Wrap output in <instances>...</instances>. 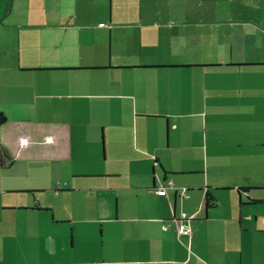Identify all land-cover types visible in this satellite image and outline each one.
<instances>
[{"label":"crops","instance_id":"obj_1","mask_svg":"<svg viewBox=\"0 0 264 264\" xmlns=\"http://www.w3.org/2000/svg\"><path fill=\"white\" fill-rule=\"evenodd\" d=\"M20 1L0 21L17 26L16 53L0 58V264H70L56 228L69 223L80 264H230L194 244L264 231L250 209L264 204V0L176 12L101 0L63 23L55 0L31 19ZM61 179L98 189L96 206L58 216L42 192ZM181 212L191 234L177 232Z\"/></svg>","mask_w":264,"mask_h":264},{"label":"rangeland","instance_id":"obj_2","mask_svg":"<svg viewBox=\"0 0 264 264\" xmlns=\"http://www.w3.org/2000/svg\"><path fill=\"white\" fill-rule=\"evenodd\" d=\"M14 1V0H13ZM106 1V5L108 7L114 9L117 6V2H119L121 8L127 7L126 9H134L136 10L138 8V3H140V0H104ZM143 2V0H141ZM146 1V0H144ZM150 2V5L152 7L156 8H164V9H171L175 10V12L178 10L176 7L178 5H182L183 3L187 1L196 2L201 8H205L206 6L211 5L212 2H221L223 0H147ZM19 0H15V3H17ZM101 2V0H55L54 8H58L60 11L59 13H53L55 15H61V23H63L71 14V18L73 20H77L78 18L84 17V14L81 12L85 9H90L94 5H97V3ZM129 2L131 4H129ZM126 3H128L126 5ZM18 6H24L28 12L29 11V18L31 19V15L35 16L34 10L41 9H51L53 8V3H51V0H22L20 1ZM132 6V7H131ZM131 7V8H130ZM74 10V12H72ZM25 12V13H26ZM72 12V13H71ZM27 14V13H26ZM165 15V13H163ZM162 14V15H163ZM42 15V13H41ZM48 17V15H46ZM26 17V15H25ZM94 18V17H92ZM94 20V19H91ZM20 21V20H19ZM17 21V22H19ZM10 22H12V19H10ZM9 25L2 24L0 22V58L3 61H6V59L9 60V56L16 53V44H15V36L17 33V26L12 25V23H8ZM104 24V23H103ZM20 29V32L23 34L28 27V32L32 28H29V26L22 24ZM15 44V45H13ZM6 57V58H5ZM157 170L160 172V168L157 167ZM94 179V178H89ZM86 179V180H89ZM65 179H61V185L58 184V186L52 187V193L45 191L42 192L45 200H48L49 202H58L61 207H58L56 209L57 213L59 210H61L62 213L58 216L62 215H70L75 218H81V212L82 209H89L94 206H96L98 198L95 199V197H91L92 195L98 196L100 195V191L98 189L94 190V187H87L92 188L90 191L91 193H88L90 196H86L85 189H78V187H67L68 181L66 180V184H64ZM103 183H107V181L102 180ZM123 184V182H120ZM62 190V199H57L55 196L56 189ZM85 188V187H83ZM64 189H72V192L64 193ZM171 190V188H168ZM87 190V189H86ZM94 190V191H92ZM89 191V192H90ZM111 190L108 189V192L110 193ZM105 199L108 200V202L104 203V205L108 208L115 207V201H116V195H109L105 194ZM115 193V192H112ZM120 194V193H119ZM121 196V194H120ZM85 206H88L87 208ZM251 211L253 212V219L255 220L257 216H259V219L262 220V215H264V204L258 203L254 204L253 206H250ZM52 208V207H51ZM53 209V208H52ZM87 214V213H86ZM261 229H264V222L259 223ZM76 229H74V226L69 224H63V226H58L56 228L58 229H64L68 231V237H67V249L69 253V261L70 264H80L79 261L85 260L82 257V245L85 243V241L79 240V232H78V226L79 223H75ZM90 229L92 230V233L89 232L88 236H99L100 229L97 227L96 222H90ZM70 231L73 236V247L70 246ZM82 235L84 233H81ZM182 244L188 245V241L182 239ZM194 249L196 251V254H200V258L208 257L209 253L211 252L213 256L217 254L220 255L218 252H222L221 254L227 258L230 261V264H264V231L258 232L256 228H250L245 233H240V236L237 239H230L228 243L222 244V242H219L217 239L207 237L206 239H202L197 241L194 244ZM243 258V261H242Z\"/></svg>","mask_w":264,"mask_h":264},{"label":"built area","instance_id":"obj_3","mask_svg":"<svg viewBox=\"0 0 264 264\" xmlns=\"http://www.w3.org/2000/svg\"><path fill=\"white\" fill-rule=\"evenodd\" d=\"M155 164H158V160L155 159ZM170 185L173 186L172 181L168 182ZM168 185L165 184L163 181H160L159 185L156 186L153 190L155 193H165ZM187 188L182 187L180 189L181 193L184 195L186 192ZM176 224H177V232L178 234H191V227H190V217L187 216L185 212H181V217L180 218H175Z\"/></svg>","mask_w":264,"mask_h":264},{"label":"trees","instance_id":"obj_4","mask_svg":"<svg viewBox=\"0 0 264 264\" xmlns=\"http://www.w3.org/2000/svg\"><path fill=\"white\" fill-rule=\"evenodd\" d=\"M13 8V0H0V21H2L12 10ZM2 121V117L0 119V122ZM4 154H7L6 149L4 147H1ZM208 193H207V202L206 207L209 208L212 205L210 202H208Z\"/></svg>","mask_w":264,"mask_h":264},{"label":"clouds","instance_id":"obj_5","mask_svg":"<svg viewBox=\"0 0 264 264\" xmlns=\"http://www.w3.org/2000/svg\"><path fill=\"white\" fill-rule=\"evenodd\" d=\"M22 143L26 144V143H27V141H22Z\"/></svg>","mask_w":264,"mask_h":264}]
</instances>
